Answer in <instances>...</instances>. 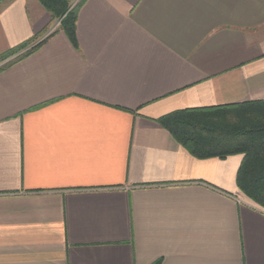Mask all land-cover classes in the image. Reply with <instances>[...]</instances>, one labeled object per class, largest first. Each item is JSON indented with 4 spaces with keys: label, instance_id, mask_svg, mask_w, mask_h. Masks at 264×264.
I'll return each mask as SVG.
<instances>
[{
    "label": "crops",
    "instance_id": "1",
    "mask_svg": "<svg viewBox=\"0 0 264 264\" xmlns=\"http://www.w3.org/2000/svg\"><path fill=\"white\" fill-rule=\"evenodd\" d=\"M52 26L0 0V264H264L243 156L159 123L264 102V0H83L75 43Z\"/></svg>",
    "mask_w": 264,
    "mask_h": 264
},
{
    "label": "trees",
    "instance_id": "2",
    "mask_svg": "<svg viewBox=\"0 0 264 264\" xmlns=\"http://www.w3.org/2000/svg\"><path fill=\"white\" fill-rule=\"evenodd\" d=\"M82 1L72 8L71 0H39L53 19H60V29L74 43ZM10 56L4 55L1 60ZM159 123L197 158L242 155L238 187L264 209V102L182 110L161 118Z\"/></svg>",
    "mask_w": 264,
    "mask_h": 264
},
{
    "label": "rangeland",
    "instance_id": "3",
    "mask_svg": "<svg viewBox=\"0 0 264 264\" xmlns=\"http://www.w3.org/2000/svg\"><path fill=\"white\" fill-rule=\"evenodd\" d=\"M77 2V0H71V2H70V6H72V8H73V6H75L76 3ZM53 19V18H52ZM60 19L59 18H54L53 19V26H52V32L53 31H55V30H57V28H60L59 26H60Z\"/></svg>",
    "mask_w": 264,
    "mask_h": 264
}]
</instances>
